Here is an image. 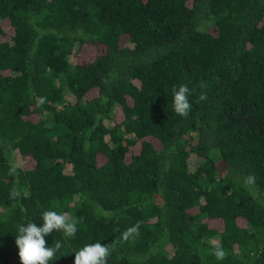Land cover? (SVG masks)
Instances as JSON below:
<instances>
[{
  "label": "trees",
  "instance_id": "trees-1",
  "mask_svg": "<svg viewBox=\"0 0 264 264\" xmlns=\"http://www.w3.org/2000/svg\"><path fill=\"white\" fill-rule=\"evenodd\" d=\"M1 35L0 264L45 210L79 221L50 264H264V0H0Z\"/></svg>",
  "mask_w": 264,
  "mask_h": 264
},
{
  "label": "clouds",
  "instance_id": "clouds-1",
  "mask_svg": "<svg viewBox=\"0 0 264 264\" xmlns=\"http://www.w3.org/2000/svg\"><path fill=\"white\" fill-rule=\"evenodd\" d=\"M173 94V109L179 116L186 117L191 110L190 95L191 89L187 84L173 86L171 89ZM201 100L206 99L205 96L200 97ZM44 100L41 98V103ZM17 166L12 165L9 169L10 175H15ZM253 178L249 177L251 181ZM10 199L17 200L21 197V191L13 187L9 193ZM56 206L53 205V209ZM42 226H37L35 222H29L26 226L22 223L17 225L16 246L19 249V258L21 264H50V262L58 259L57 253L63 247V241L57 240L55 244L47 246L46 236L54 231L63 233L65 239L75 237L77 233L78 219L70 216L66 212H58L56 210H45L41 214ZM140 223L126 229L121 238L128 241L134 236L139 235ZM114 250V245L101 244L99 241L84 245L75 252L74 264H108V259ZM212 255L217 260H224L228 253L221 244H216L212 250Z\"/></svg>",
  "mask_w": 264,
  "mask_h": 264
},
{
  "label": "rangeland",
  "instance_id": "rangeland-1",
  "mask_svg": "<svg viewBox=\"0 0 264 264\" xmlns=\"http://www.w3.org/2000/svg\"><path fill=\"white\" fill-rule=\"evenodd\" d=\"M0 38L2 39L4 37L1 35ZM95 51H96L95 46H93L92 44L86 45L78 55L79 61L86 60L90 55L95 54ZM16 160L20 163H23L25 161L20 154L16 156Z\"/></svg>",
  "mask_w": 264,
  "mask_h": 264
}]
</instances>
